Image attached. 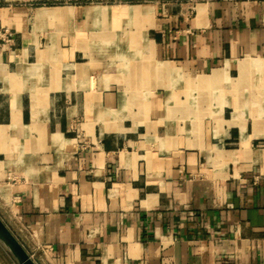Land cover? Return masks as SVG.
Returning a JSON list of instances; mask_svg holds the SVG:
<instances>
[{
  "label": "crops",
  "instance_id": "1",
  "mask_svg": "<svg viewBox=\"0 0 264 264\" xmlns=\"http://www.w3.org/2000/svg\"><path fill=\"white\" fill-rule=\"evenodd\" d=\"M0 215L38 264H264V0H0Z\"/></svg>",
  "mask_w": 264,
  "mask_h": 264
},
{
  "label": "water",
  "instance_id": "2",
  "mask_svg": "<svg viewBox=\"0 0 264 264\" xmlns=\"http://www.w3.org/2000/svg\"><path fill=\"white\" fill-rule=\"evenodd\" d=\"M0 243L17 264H38L0 215Z\"/></svg>",
  "mask_w": 264,
  "mask_h": 264
},
{
  "label": "rangeland",
  "instance_id": "3",
  "mask_svg": "<svg viewBox=\"0 0 264 264\" xmlns=\"http://www.w3.org/2000/svg\"><path fill=\"white\" fill-rule=\"evenodd\" d=\"M0 251H1V255H4L6 257L9 264H17L1 243H0Z\"/></svg>",
  "mask_w": 264,
  "mask_h": 264
},
{
  "label": "built area",
  "instance_id": "4",
  "mask_svg": "<svg viewBox=\"0 0 264 264\" xmlns=\"http://www.w3.org/2000/svg\"><path fill=\"white\" fill-rule=\"evenodd\" d=\"M7 32H8V34L11 35V31H10L9 29H6V30H5V33H7Z\"/></svg>",
  "mask_w": 264,
  "mask_h": 264
}]
</instances>
